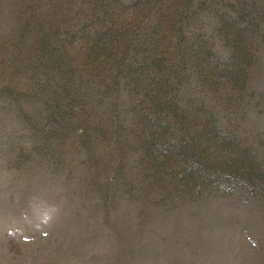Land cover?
Returning a JSON list of instances; mask_svg holds the SVG:
<instances>
[{"label": "trees", "instance_id": "obj_1", "mask_svg": "<svg viewBox=\"0 0 264 264\" xmlns=\"http://www.w3.org/2000/svg\"><path fill=\"white\" fill-rule=\"evenodd\" d=\"M80 7L85 15L68 36L83 46V62L68 60L42 32L32 105L1 98L11 139H32L51 162L50 139L80 129V158L108 166L114 152L98 155V143L117 133L121 148L132 150L118 154L115 173L137 164L138 176L152 182L174 171L189 205L264 185L246 96L264 49V0H81ZM258 96L264 103V92Z\"/></svg>", "mask_w": 264, "mask_h": 264}, {"label": "rangeland", "instance_id": "obj_2", "mask_svg": "<svg viewBox=\"0 0 264 264\" xmlns=\"http://www.w3.org/2000/svg\"><path fill=\"white\" fill-rule=\"evenodd\" d=\"M80 3L0 0V264H264V185L189 205L174 171L152 182L138 176L137 164L115 173L118 154L132 150L121 148L117 133L98 143V155L114 152L108 166L80 158V129L50 139L51 162L32 139L10 138L1 98L32 105L42 32L68 60L83 62V46L68 36L85 15ZM261 52L246 96L250 142L264 162Z\"/></svg>", "mask_w": 264, "mask_h": 264}]
</instances>
